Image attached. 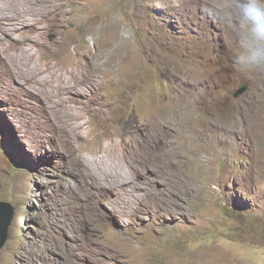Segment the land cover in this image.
I'll list each match as a JSON object with an SVG mask.
<instances>
[{
  "label": "rangeland",
  "instance_id": "obj_1",
  "mask_svg": "<svg viewBox=\"0 0 264 264\" xmlns=\"http://www.w3.org/2000/svg\"><path fill=\"white\" fill-rule=\"evenodd\" d=\"M220 3L36 0L0 26V264H264V72ZM48 63L82 65L78 93Z\"/></svg>",
  "mask_w": 264,
  "mask_h": 264
},
{
  "label": "clouds",
  "instance_id": "obj_2",
  "mask_svg": "<svg viewBox=\"0 0 264 264\" xmlns=\"http://www.w3.org/2000/svg\"><path fill=\"white\" fill-rule=\"evenodd\" d=\"M211 11L230 32L238 69L264 72V0H221Z\"/></svg>",
  "mask_w": 264,
  "mask_h": 264
},
{
  "label": "bare ground",
  "instance_id": "obj_3",
  "mask_svg": "<svg viewBox=\"0 0 264 264\" xmlns=\"http://www.w3.org/2000/svg\"><path fill=\"white\" fill-rule=\"evenodd\" d=\"M33 5L30 6V7H26L23 10V13L21 11H15L12 13V16L10 19H6L5 16L3 15L2 17V20L0 21V26H20L22 29L24 28V26H28L29 27V30H31V26H33L34 24L31 22V17L38 14L40 10H36V8L34 7V4L36 2V0H33ZM18 3V2H17ZM33 29V28H32ZM34 39V38H33ZM32 40V39H31ZM30 40V41H31ZM83 56V55H82ZM76 64V63H75ZM48 68L49 70L48 71V74L47 76L49 77H52L55 79V81H60V83L62 84V87L64 86V89H67L68 91L72 92V93H78L77 92V86L82 82V77H83V74H84V67L82 65L79 66V63H77L76 67L75 66H69L67 67L66 65L63 64V67L66 66L64 68V72L59 70V69H54L52 64H49L48 63ZM46 67V66H45ZM44 67V68H45ZM62 67V66H60ZM57 68V67H56ZM59 68V67H58ZM47 69V67L45 68ZM41 71V70H40ZM46 71V70H45ZM44 72V71H43ZM45 73V72H44ZM67 74L66 75H64ZM66 76V77H65ZM88 77V76H87ZM68 79H72V82H68L66 81ZM84 78V77H83ZM51 79V78H49ZM53 79V80H54ZM65 80V81H64ZM85 80V79H84ZM89 80V79H88ZM51 82V81H50ZM87 82V81H86ZM56 83V82H55ZM59 83V82H58ZM59 83V84H60ZM80 86V85H79ZM78 86V87H79ZM58 88V87H57ZM56 88V89H57ZM60 88V87H59ZM64 91V90H63ZM79 91V90H78ZM62 92V91H61ZM65 93V92H64ZM65 95V94H64ZM68 96V95H67ZM66 96V97H67ZM65 97V96H64ZM66 101V100H65ZM77 121V120H76ZM82 125V124H81ZM78 130V129H77ZM149 139H150V136L148 135V133L145 134L144 138L142 137V140H141V144L140 146L138 147V151H143V150H146L148 149L150 146H149ZM135 151V149H134ZM137 151V152H138Z\"/></svg>",
  "mask_w": 264,
  "mask_h": 264
},
{
  "label": "water",
  "instance_id": "obj_4",
  "mask_svg": "<svg viewBox=\"0 0 264 264\" xmlns=\"http://www.w3.org/2000/svg\"><path fill=\"white\" fill-rule=\"evenodd\" d=\"M246 86L240 85L234 93L235 97L242 95ZM13 217V209L9 202L0 201V250L4 247L8 238V229Z\"/></svg>",
  "mask_w": 264,
  "mask_h": 264
}]
</instances>
